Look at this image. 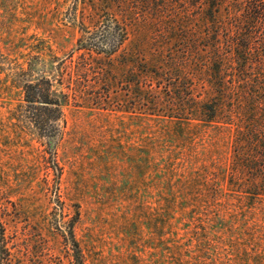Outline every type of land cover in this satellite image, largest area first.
I'll return each mask as SVG.
<instances>
[{"label":"rangeland","instance_id":"obj_1","mask_svg":"<svg viewBox=\"0 0 264 264\" xmlns=\"http://www.w3.org/2000/svg\"><path fill=\"white\" fill-rule=\"evenodd\" d=\"M103 1L0 0V222L28 264H74L71 231L86 264H264V152L198 120L193 1ZM122 8L114 54L80 49ZM42 76L57 137L25 111Z\"/></svg>","mask_w":264,"mask_h":264},{"label":"trees","instance_id":"obj_2","mask_svg":"<svg viewBox=\"0 0 264 264\" xmlns=\"http://www.w3.org/2000/svg\"><path fill=\"white\" fill-rule=\"evenodd\" d=\"M192 1L196 17L195 66L207 82L205 100L195 103L198 120L234 127L232 130L239 136L242 147V150L238 148L239 153L263 154L264 0ZM104 2L100 0L102 6ZM126 8L119 13L122 20L103 22L102 30L97 33L99 41H92L94 45L82 41L80 49L97 48L100 49L97 52L114 54L128 37L125 24L129 15L122 13ZM24 93L25 111L31 124L41 135L57 137L68 94L58 92L54 81L45 76L26 84ZM70 238L74 264H86L72 231ZM66 239L70 242L68 236ZM28 256L0 222V264H28Z\"/></svg>","mask_w":264,"mask_h":264}]
</instances>
